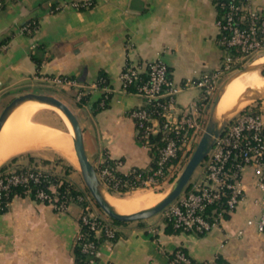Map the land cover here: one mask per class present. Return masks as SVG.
I'll list each match as a JSON object with an SVG mask.
<instances>
[{
  "label": "crops",
  "instance_id": "crops-1",
  "mask_svg": "<svg viewBox=\"0 0 264 264\" xmlns=\"http://www.w3.org/2000/svg\"><path fill=\"white\" fill-rule=\"evenodd\" d=\"M0 2V112L20 93H53L74 112L92 163L120 159L121 173L146 168L151 161L130 115L142 100L122 90L123 66L159 58L180 83L221 63L216 0H95L86 9H56L62 0ZM252 3L264 7V0ZM28 22L30 30L24 29ZM53 76L74 79L88 94L77 100L79 87L42 80ZM100 78L111 92L106 106L96 109L102 91L88 87ZM198 96L196 88L183 89L177 108ZM255 108L264 113V101ZM244 189L240 206L205 233L169 230L159 217L117 224L115 239H101L89 264H171L170 254L178 248L195 263L264 264V232L246 224L259 212L250 171ZM78 229L76 205L56 211L14 195L0 212V264H75Z\"/></svg>",
  "mask_w": 264,
  "mask_h": 264
},
{
  "label": "built area",
  "instance_id": "built-area-1",
  "mask_svg": "<svg viewBox=\"0 0 264 264\" xmlns=\"http://www.w3.org/2000/svg\"><path fill=\"white\" fill-rule=\"evenodd\" d=\"M94 1L62 0L56 9L65 6L86 9ZM216 7L217 12L221 13L215 22L217 41L221 47V63L217 69L176 83L166 63L156 58L141 65L127 63L120 72L122 90L142 100V104L130 112L135 122L137 139L156 154V168L147 178L140 180L141 187L160 181L158 177L166 175L172 166L171 159L179 157L189 145L193 135L201 128L198 117L201 106L214 95L223 77L264 55V7L254 5L252 0H216ZM24 29L30 30L29 25L26 24ZM42 80L54 85L79 87L77 100L88 94L86 86H79L74 79L66 76L43 77ZM88 88L102 91L100 105H104L111 92L105 80L100 78ZM186 88L198 89L199 96L180 110L176 105V96ZM154 135H158L157 140L153 139ZM120 165V159L110 164L106 158L95 165L104 187L116 193H121V189L126 192L140 187L134 180H122L116 175ZM201 166L197 177L191 179L181 194L161 212L163 220L175 230L208 232L243 202L246 196L244 177L250 171L258 191L253 201L258 205L259 212L256 217L247 219L246 224L258 232H264L263 111L253 108L234 114L215 138ZM50 178V172L38 167L23 168L21 165L7 164L0 169V209L8 205L6 198L15 188H20L23 196L47 203L56 211H65L73 201H78L81 194L74 196L68 194L69 191L59 194ZM43 182L49 191L39 186ZM80 226L93 234L90 238L81 229L77 233L76 243L85 253H97L98 244L94 238L99 235L109 240L117 236V224L112 219L93 215L89 211L81 215ZM171 255V264L190 262L179 249Z\"/></svg>",
  "mask_w": 264,
  "mask_h": 264
},
{
  "label": "bare ground",
  "instance_id": "bare-ground-1",
  "mask_svg": "<svg viewBox=\"0 0 264 264\" xmlns=\"http://www.w3.org/2000/svg\"><path fill=\"white\" fill-rule=\"evenodd\" d=\"M257 61L254 64L261 63ZM256 94H264V76L260 75L257 70L241 73L224 86L216 106V114L219 116L229 113L251 100ZM43 108L55 111L65 123L67 131L53 125L33 121L32 115ZM45 147L58 151L69 161L78 164L74 151L72 128L64 114L44 102H24L9 115L0 131V164L11 155ZM105 197L120 213H132L150 207L158 200L157 196L151 192L139 193L130 197L105 194Z\"/></svg>",
  "mask_w": 264,
  "mask_h": 264
},
{
  "label": "water",
  "instance_id": "water-1",
  "mask_svg": "<svg viewBox=\"0 0 264 264\" xmlns=\"http://www.w3.org/2000/svg\"><path fill=\"white\" fill-rule=\"evenodd\" d=\"M263 67L264 62L258 64H254V62H252L243 66L242 68L232 73L229 77H227V79L223 82L219 90L216 92V98L213 107L193 151L191 152L189 158L187 159L184 167L182 168L178 176L173 180L172 186L168 193L154 205L132 213L118 212L106 199L105 194H108V190L99 180L95 166L86 153L82 130L80 128L79 122L72 109L63 100H61L54 94L29 91L25 93H20L13 97L0 112V131L9 115L24 102L39 101L47 103L59 109L71 125L73 132L74 151L77 157L80 174L88 193L90 194L96 205L99 207V209L110 219L119 222L145 220L156 214L161 213L174 199H176L181 194V192L184 190V188L190 181L196 168L200 166L203 160L205 159L207 153L209 152L210 148L212 147L215 141V138L221 133L230 118L234 114H236L234 113L231 115V113L237 108L223 115L218 116L216 114V106L220 99V96L223 93L224 86L232 78L236 77L241 73L252 70H259ZM262 98H264V94H256L254 97L251 98V100H257Z\"/></svg>",
  "mask_w": 264,
  "mask_h": 264
},
{
  "label": "rangeland",
  "instance_id": "rangeland-1",
  "mask_svg": "<svg viewBox=\"0 0 264 264\" xmlns=\"http://www.w3.org/2000/svg\"><path fill=\"white\" fill-rule=\"evenodd\" d=\"M257 60H259L257 62H264V55H261L260 57H258ZM241 67H238V69ZM257 71L260 75H262L261 72L264 71V67L257 70ZM231 74L227 73L226 76L223 77L222 81L219 82V84L217 86L216 92L219 90V88L221 87L223 82L227 79V77H229ZM262 76H264V75H262ZM216 92L214 93L213 96H211L208 99V101L203 106H201L200 112L198 113L201 128L196 131V133L193 135L189 145L183 149V151H182L181 155L179 156L177 162L170 167L168 173L166 175H164L160 181L155 182V183H151L147 186L138 187V188H135L133 190H128V191L123 192V193H116V192L112 193L109 191H108V193L112 194L114 196H117V197H130V196L137 195L139 193L151 192V193L155 194V196H157L158 200L156 201V203L162 197H164L168 193V191L170 190L173 180L178 176V174L180 173V171L184 167L187 159L189 158L191 152L193 151V149H194V147H195V145H196V143H197V141H198V139H199V137H200V135L204 129V126L206 124V121L208 119V116L211 112V109L213 107V104H214V101L216 98ZM50 94H53V93H50ZM261 101H264V98L257 99V100H248L244 104L240 105L235 111H233L231 113V115L234 113H237V111H241L244 109H253L257 105H261ZM31 118L33 121L47 122V123H49V124H51L57 128H60L62 130L64 129L63 131H67V127H66L65 123L63 122V120L61 119V117L55 111H53L49 108H43V109L38 110L34 115H32ZM13 158H15L14 161L11 160ZM60 158H63L67 163L72 165L73 168H72V170H70L67 173L65 179H67V181L73 185L75 190L77 189L78 191H80L79 194H81V196H82L81 197L79 195L78 201H73L68 206V208H69L71 205H76L79 208V229H78V231H80V229L82 228L80 226V217L84 212L89 211L93 215H98L101 217H103V216L106 217V216L99 209V207L96 205V203L94 202L92 197H90V198L88 197L89 194H88V192L85 191V185H84V182L82 180L80 170H79V166L77 163H73V162L69 161L64 155H62L58 151H56L52 148H49V147H45V148H41V149H32L29 151H25L22 153L20 152L18 154L11 155V156L7 157L0 164V168L3 165H6L7 163H9L10 161H13V164H16L19 166L25 165V166H31V167H38V168H41L47 172H51L50 173L51 175H56V177L61 178L63 176V174H62V172L59 171V168L55 165V160L60 159ZM29 159L31 160V162H29ZM44 160L50 161V163L44 164L43 163ZM201 168H202L201 165L196 168V170L194 171V173L191 177L192 180L197 177V175L201 171ZM21 196H23V195H21ZM157 217H159L160 221H162V223L164 225H166L165 221L162 218L161 213L156 214V215H154L148 219L142 220V221H147V220L151 221L153 219H156ZM76 237H77V234H76ZM75 243H76V238H75Z\"/></svg>",
  "mask_w": 264,
  "mask_h": 264
},
{
  "label": "trees",
  "instance_id": "trees-1",
  "mask_svg": "<svg viewBox=\"0 0 264 264\" xmlns=\"http://www.w3.org/2000/svg\"><path fill=\"white\" fill-rule=\"evenodd\" d=\"M220 14L221 13L219 11L218 12V16ZM27 24L29 25L30 28L32 27V25L29 22ZM261 74L264 75V71H262ZM102 96H103V94L101 95L100 99L102 98ZM104 106H106V102L102 106H97L96 109H100V108H102ZM153 139L154 140H157L158 139V135H154L153 136ZM148 150H149V154L151 156V161H150V164H149L148 167H146V168H138V167L132 168L131 171H129L127 174H124V173H121V172L117 171L116 172V175L119 178H121L122 180H124V179L125 180H134V182L136 183V185H138V186L141 187L140 180L147 178L152 173V171L156 168V163H155L156 154H155V151L154 150H150V149H148ZM178 158L179 157L171 159V161H170L171 163L170 164L174 165L177 162ZM106 159H107V162L110 163V164L113 162V160H111V159H108V158H106ZM11 160L14 161L15 158H13ZM13 161H10L7 164L13 163ZM91 161H92V159H91ZM29 162H31L30 159H29ZM43 163L44 164H49L50 161L44 160ZM6 165H3L0 169H3ZM55 165L59 168V171L62 172V174H63V176L61 178L56 177V175H51V178L50 179H51L52 183H54V185H56L57 192L59 194H61L63 192L69 191L68 194L74 195V196L76 194H79L80 191H78L77 189L75 190V188L73 187V185L70 182H68L67 179H65L67 173L70 170H72V168H73L72 165L69 164V163H67L63 158L56 159L55 160ZM21 167L26 168L27 166L23 165ZM158 178L161 180L163 178V176H160ZM39 186L40 187H43L44 189H46L47 191H49L46 188L47 187V184L45 182L41 183ZM85 191L88 192L87 189H86V187H85ZM108 191L114 193V191L111 190V189H108ZM20 192H21L20 191V188H15V189H13L9 193V195L7 196L6 199H8V202H9L10 199L12 198V196H14V195H22ZM120 192L123 193V189H121ZM89 196H90V194H89ZM2 200H5V198L2 199ZM6 208H7V205L4 206L2 209H0V212L5 211ZM207 214L210 215L209 212H207ZM226 217H227V215H226ZM113 222L116 223V224L125 223V222H119V221H116V220H113ZM137 222H142V220H139ZM165 223H166V228H168L169 230L178 231V230L173 229V227L171 226V224L169 222H166L165 221ZM81 231H83L86 234H88L90 238L93 237V234L88 233L87 230H86V228L84 226L81 228ZM104 238L105 237L103 235H99V237L94 238V239L96 240V243L99 245L100 240L101 239H104ZM178 249L184 252V250L182 248H178ZM73 253H74L75 264H89L95 258V254H89V253L82 252L81 251V246L78 243H75ZM171 258H172V255L170 254V259ZM189 261H190L189 264H206V263H195L190 258H189ZM217 264H226V263L224 261L220 260V259H217Z\"/></svg>",
  "mask_w": 264,
  "mask_h": 264
}]
</instances>
